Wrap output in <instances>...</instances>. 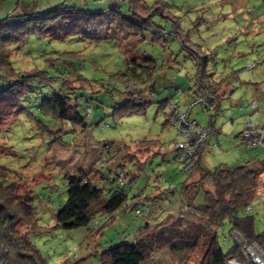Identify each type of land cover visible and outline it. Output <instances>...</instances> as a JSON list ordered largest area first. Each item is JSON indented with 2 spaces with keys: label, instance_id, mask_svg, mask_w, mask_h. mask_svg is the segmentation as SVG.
Segmentation results:
<instances>
[{
  "label": "clouds",
  "instance_id": "clouds-1",
  "mask_svg": "<svg viewBox=\"0 0 264 264\" xmlns=\"http://www.w3.org/2000/svg\"><path fill=\"white\" fill-rule=\"evenodd\" d=\"M60 2L61 0H52L51 4H46L43 0H7L0 5V19L9 13L14 16L23 11H41ZM175 2L177 7L169 9L167 14L174 20L179 18L180 37L163 52L164 57L171 56L173 61H179L172 64L171 70L168 63H162L155 65L152 71L138 72L139 79L133 78L131 72L121 75L128 71L124 62L132 54L129 49L134 45L140 49L146 48L148 41L138 44L139 36L128 35L126 31L119 29H116V35L108 42L102 40L99 45H85L92 50H100L103 53L101 56H107L106 59L100 60L99 65L94 66L89 62L85 69L78 71L72 68L62 72L48 69L51 73L55 72L59 78L56 87H59L64 79L74 80L77 75L95 78L104 84L109 104L125 99L153 101L147 106L146 112L122 118L120 124L124 131L117 130L112 135L123 137L128 143L151 147L149 156L159 151L161 156L155 157L156 161L167 154L168 160L172 162L159 165L152 163L145 173L140 174L139 180L129 184L128 181L132 179L130 176L122 182L121 186L127 185L126 196L113 192L110 194L112 199L107 203H100L91 214L84 210L80 218L87 221L85 227L92 229L87 239L78 237L73 242L65 239L66 233L63 231L57 229L53 232L56 222L51 219L52 213L46 214L44 211L33 217L32 222L25 228L13 233L15 239L26 237L31 241V254H38V259L47 260V264H68L73 253L78 257L95 254L94 258L86 260L84 264H104L105 251L111 256L114 250H119L120 255L112 260V264H208L209 256L219 242L221 233L227 235L230 228L240 227L242 223H248L255 228L257 219H264V147L255 152H248L243 146L237 147L227 142H213L212 145L202 148L192 144L186 147L178 160H173L178 147L189 145V137L180 134L181 125L177 117L172 115V108L178 103L180 112H185L186 99L195 97L192 92L178 95L162 110L159 103L162 97L169 96V91L161 87L169 80L183 79L193 86V92L195 91L200 71L199 60L196 57L185 59L188 54L182 50L183 45H187L200 56H215L217 61H227L230 57L228 67L231 71L251 65L254 61H264V0ZM147 3L151 5L154 0H147ZM124 11L127 12L128 9L125 8ZM150 13L151 9L144 12L143 16L148 17ZM160 23L164 21L161 20ZM168 27L172 28V24L169 23ZM31 39L35 40L36 37ZM65 45L71 47L66 42ZM17 47L19 45L12 44L8 48L13 52L9 61L16 69L18 62L14 57L18 54L14 50ZM28 47L44 50L51 47V44L49 39L45 38L39 43L26 46L23 50L27 51ZM83 51L84 49L77 48L76 55ZM148 51L152 49L149 48ZM159 51L157 46V52ZM241 53H246L247 56L241 59ZM59 59L63 62L65 56H59ZM207 71L216 73L212 80L207 81L210 84L229 77L228 71L221 75L212 64L208 65ZM260 73H264V67L255 74L243 72L241 75L248 80L264 81V75ZM160 77L166 79L160 80ZM153 85L156 86V91H153ZM96 86L99 87L100 84ZM76 87L79 88V85ZM48 91L50 89H47ZM69 95L75 96L74 93ZM95 105L98 111H111L99 99L95 101ZM196 110L199 111L198 108ZM33 112L54 130L76 126L66 118L61 120L45 116L35 107ZM21 120H24L23 116ZM34 126V123L25 121L24 128L17 131L21 136L32 138L36 136V131L29 129ZM202 127H207L206 120ZM9 135L11 137V134ZM69 138L76 140L75 135ZM9 142L16 144L17 139L10 138ZM33 142L34 146L42 143L40 139H34L31 143ZM20 147L24 148V145ZM145 159L146 157H141V161ZM135 163L134 161L129 164L125 171L136 172ZM166 165L179 166V173L186 177L183 185L175 183V174H172L171 178L169 175H161L157 179L160 174L158 169ZM55 171L58 174L57 180L62 179L60 169L56 168ZM145 177L149 178L145 180ZM194 182L195 190L185 193V185H192ZM84 183L85 181H81V187ZM165 185H168L167 189ZM64 187L65 185H61L62 191ZM13 195L14 189L5 184V187L0 189V203ZM118 196L120 202L113 206ZM129 196L134 198L129 199ZM62 199L68 201L69 197L63 196ZM15 203L18 204L19 201ZM70 206V203L66 204L63 210L66 211ZM74 223H79V219ZM51 235H56L58 239L52 241ZM0 264H5V261L0 260Z\"/></svg>",
  "mask_w": 264,
  "mask_h": 264
},
{
  "label": "rangeland",
  "instance_id": "rangeland-1",
  "mask_svg": "<svg viewBox=\"0 0 264 264\" xmlns=\"http://www.w3.org/2000/svg\"><path fill=\"white\" fill-rule=\"evenodd\" d=\"M165 1L168 5L167 7L165 5L166 13L169 9L177 7V3L175 2V0ZM6 2L7 0H0V5H3ZM17 2H19V0H17ZM43 3L51 4L52 0H43ZM62 3H66L67 5L75 6L86 11H106L110 7L117 5L123 12H125L124 9H128L129 6L128 2L124 0H61L60 3H56L51 7L44 8L41 11H23L17 14L43 13ZM6 16H4L2 19H4ZM161 20L164 21V23H160ZM155 21L166 29V33H164L163 40L161 42L153 41L152 33L148 30H144L143 32L120 30L126 31L128 35L139 36L140 39L137 42L138 44L143 43L145 40L148 41V45L146 48L140 49L135 45L130 48L129 52H131L132 54L128 56V59L131 60V58L135 55H150L157 64L168 63L169 69L171 70L172 64L179 63V61H173L171 56L164 57L163 52L167 50L168 45L174 43L178 38L172 32L174 29V21L172 18L163 19L159 14L156 15ZM169 23L172 24V28L168 27ZM110 29L112 30L111 33L109 32ZM101 34L102 36H104L101 39L88 38L81 34H73L63 38H51L50 36L39 35L36 33L30 34L26 37L24 42L12 43L19 45V47L14 50L15 53L18 54L16 57H14V59L18 62L17 69L30 70L32 68H39L46 71L48 74L54 75L55 72L51 73L48 69H54L55 71L62 72V70L67 71L69 68H72L78 71L80 69H85L89 62H91L94 66L99 65L100 60L106 59L107 56H101L103 55V53L100 50H92L91 48L85 47V45H99L102 40L105 42L110 41L116 35V28L113 26L102 28ZM33 36L36 37L35 40L31 39V37ZM45 38H48L49 44H51V47H49L48 49L41 50L38 48L28 47L27 51L23 50L26 46L34 43H39ZM65 42L71 45V47L69 48L67 45H65ZM157 46L160 50L159 52H157ZM77 48L84 49V51L81 54L76 55ZM149 48L152 49V51H148ZM182 50L188 54L185 56V59L192 57V55L186 48L183 47ZM94 55L98 57H92ZM59 56H65V60L61 62ZM246 56V53H241V59L245 58ZM128 59L124 62L128 71L121 73V75H127L128 72H131L133 78L139 79L138 72L146 70L138 67L136 69L137 74H135L132 65L131 67H129L132 61H129ZM230 62V57L227 61H217L215 56H209L208 65L212 64V66L216 68V70L219 71L221 75H223V72L225 71L229 72L228 79L226 77L228 86L224 84L223 87L232 88L231 95L230 93H226V91L222 92V94L220 93L221 96H223V99L221 100V108L223 109V113L218 115L214 113V126L218 130V132L212 133L213 129L210 126L201 103H197L192 106L189 116L192 119H196L199 126H202L205 120L207 121V127L209 126L210 131L208 130L209 132H206L205 136H207V134L208 136L204 147L212 145L213 142H227L229 144H235L237 147L243 146L244 149L248 152H255L263 146L259 145L255 148H248L243 145V143L237 136V134L243 129V120L245 121L249 117V114L253 111L251 104L253 102L254 96H256L255 93L252 92L250 85L244 84V81H247L248 79H245L241 75V73H257L259 69L264 67V61H254L252 63L253 66L244 65L242 68H237L235 71H231L229 69L228 64H230ZM72 74L75 75V72H73ZM215 74L216 73L214 72V75ZM260 74L264 75V73ZM159 79L165 80L166 77H160ZM74 80H76L74 83L75 86L79 85V88L77 87L74 92H71L75 94L74 97L72 95H68L73 97V101H76V99L78 98L79 111L88 122L87 126L76 125L71 129H65L63 127L62 131L59 134L60 139L55 141L52 140L53 138L51 137L52 135L50 132H43L37 126L35 118L38 117L31 116L27 111H24L22 113L15 112L5 118L2 117L0 119V183L8 184L11 178V181H21L26 184V187L27 185L28 187H32L34 192L36 193L35 199L32 200L35 214L37 215L41 211H44L46 214L52 213L51 219L55 222L56 219L54 213L64 204L65 200H63L62 197L67 196V179L65 175L67 173L86 174L88 172H91L95 169L96 165L99 164L101 159L105 158V155L107 153H114L116 148L119 149L120 144L127 143L128 145L132 146V143H128L123 137L113 136L112 133L117 132V130L124 131V127L120 124V120L122 118L132 114L144 113L146 112L147 106H150L153 103V101L149 100L150 103H148L143 110H134V112L132 113L120 115L118 113V106L123 105L124 102L128 99L116 101L113 104H109L106 99L107 90L105 89L104 84H101L100 81L96 80L95 78H85L79 75H77ZM257 81L260 82L259 90L261 94L258 98V101L261 103L260 111H254V113L250 115L249 119H251V121L254 123H264V81ZM97 84H100V86L97 87ZM161 87L169 91V96L167 98L178 97V95H183L185 93L191 92V88H193V86H191L183 79L169 80L167 84L161 85ZM37 88L38 90H35ZM47 89H50V91L47 92ZM178 89H182L183 92H180ZM31 92L32 94H30ZM51 93L52 90L50 87L40 84V82L35 80L33 81V85L29 90H25L24 92H22V103L25 107H27L29 111H31V113L34 114L33 107L38 110V104L40 103L41 99L44 96H49ZM167 98L162 97L161 101H159L161 110L165 107L164 105H162V101ZM97 99L106 104V106L111 109V111H98V108L95 105V101ZM193 100L194 99L192 97H188L186 99L185 103L187 104V107L191 102H193ZM236 101H239L240 103L232 104V102ZM88 107L90 110H88ZM197 108L199 109V111L196 110ZM174 113L177 112L174 111ZM22 116L24 117V120H21ZM25 121L34 123V128L29 130L36 131L35 137L29 138L28 136H21L17 131V129L22 130L24 128ZM170 122L171 121H169V123ZM173 126L175 127V125ZM224 129L228 130L226 132H223L222 130ZM259 129L260 131L259 133H257V137L261 136V140H264V127L261 126ZM250 131L251 129L249 128V132ZM9 134H11V137ZM73 135L76 136L75 141L69 138ZM247 137H251V135L243 137V140H249V138ZM10 138H16L17 143H10ZM34 139H40L42 143L40 145L34 146V142L31 143V141ZM104 142L112 143L111 149L110 147H108V144H103ZM202 143L203 142H201L198 147L201 148ZM20 145H24V148H21ZM41 148H43V151H41ZM182 148L183 147L180 146L176 150H179V152H183ZM131 150L134 153L142 154L141 150L137 149L136 147H131ZM124 155L125 154H121L119 158H122V156ZM157 156H161L159 151H156L154 155H151V157L148 158L147 162L138 171L139 174L145 173L147 169L151 167L152 163H156L157 165H159L161 163L172 162L168 160L167 154L163 155L161 157V160L158 159L156 161L155 157ZM176 156H174L172 159L177 160ZM113 166V163L104 165L101 168L102 174L112 178L114 173L110 172V169ZM56 168H59L60 172L62 173L63 178L60 180H57L58 174L55 171ZM158 170L160 174L157 175V179H159L161 175H169V178H171V175L175 174V183L177 185H183L186 180V177L182 175V173H179L178 165H166L164 167H160ZM148 178L149 177H145V180H147ZM139 179L140 175L135 178L134 181ZM61 185H65L63 191L61 190ZM167 187L168 185H165V189H167ZM149 191H151V189ZM171 194L173 195L174 193ZM49 205H55L56 207L50 208ZM41 218L43 219V217ZM255 227L257 233L263 231L264 219H257ZM23 228L25 227L22 226V229ZM57 229L66 233V240H70L73 242H75L78 237L87 239L88 234L92 231L91 228L85 226L72 229H64L57 225H55V228L52 231L55 232ZM235 236L237 239L236 242H239L238 244L240 245V252L242 250L247 251L249 254L251 253V256L261 254V252L259 253V250L264 252L263 246H261L257 242H248L240 231L236 230ZM51 239L52 241H56L58 237L56 235H51ZM63 242L64 241H60V243ZM234 242V230L232 228L228 230L227 235L221 233L219 243L225 252L229 250ZM94 255L95 254H90L89 256L78 257L76 253H73L68 264H84L86 260L94 258ZM242 256L244 257V255ZM230 259H234V257H231ZM235 261L236 260H234V262ZM209 263L210 260L208 259V264Z\"/></svg>",
  "mask_w": 264,
  "mask_h": 264
},
{
  "label": "trees",
  "instance_id": "trees-1",
  "mask_svg": "<svg viewBox=\"0 0 264 264\" xmlns=\"http://www.w3.org/2000/svg\"><path fill=\"white\" fill-rule=\"evenodd\" d=\"M124 1H127L129 4L126 13L117 5L110 7L106 11H86L62 3L43 13L16 14L14 16L9 14L4 19L0 20V119L12 113H22L24 111H27L31 116L35 117V115L23 105L21 94L25 90H29L33 85V81L36 80L40 82V84L50 87L52 90V93L49 96H44L38 104L40 113L45 116H50L53 119H69L74 125L87 126L88 122L79 111L78 98L76 101H73V97L68 95L76 90L77 87L74 84L76 80L64 79L59 87H56L55 85L59 79L56 73L54 75L48 74L46 71L39 68H32L30 70L16 69L13 67L12 62L9 61V57L13 55V52H10L8 48L14 42H24L28 35L34 33L47 35L51 38H63L73 34H81L88 38L101 39L104 37L101 34V29L112 26H115V28L119 30H131L136 32L148 30L152 33L153 41L161 42L164 33H166V29L158 24L155 18L156 15L159 14L163 19H173V17L168 15L165 11V5L166 7L168 6L167 2L165 0H154V3L150 5L147 3V0ZM149 9H151L150 15L144 17L143 13L149 11ZM178 20L179 18L173 19L174 29L172 32L179 38L180 32L178 29L180 28V24ZM183 47L190 52L192 57H196L199 60L198 67L200 69L195 91L193 92V88H191V92L195 99L187 107L188 117L196 121V119H192L189 115L192 106L201 103L210 126L213 129L212 133H217L218 130L214 126V116L215 114L218 115L223 113V109L221 108L223 96H221L222 92H220L221 94L219 93L218 87L224 84L227 85L228 81L225 77L214 84L207 83V81L212 80L215 76L214 72L209 73L207 71L209 56H200L198 53L188 48L187 45H183ZM129 61H132V63L129 62V67L132 65L135 74H137L136 69L138 67L146 71H152L155 65H157L156 61L150 55L145 54L141 56L135 55ZM35 90H38V88ZM178 90L183 92L182 89ZM153 91H156L155 85L153 86ZM32 92L30 94H32ZM171 99L172 98H167L163 100L162 105L166 106ZM148 103H150L148 99H128L123 105L118 106V113L123 115L132 113L134 110L140 111L143 110ZM177 105L179 106L178 103ZM251 107L253 108L252 104ZM258 109L260 111V107ZM258 109L253 108V110L257 111ZM88 110H90L89 107ZM172 115L175 116L173 110ZM249 118L250 114L245 126L247 122L251 121ZM35 119L40 130L51 133L52 140L57 141L60 139L59 134L63 127L54 130L48 126L43 119ZM196 123L198 124L197 121ZM252 123L260 126L264 125L262 122ZM204 128H209V126ZM243 129L237 136L244 146L248 148H255L259 145L264 147V140L259 144L248 146L246 142L239 137ZM207 136L201 148L205 146L204 144L207 141ZM103 144H108L110 149L112 147V143L110 142H104ZM131 147H136L141 150L142 154L132 152ZM176 151V158L178 160L182 152H179V150ZM150 152H152L151 147H142L133 143L132 146H130L127 143H122L119 145V149L116 148L114 153H107L105 158H102L91 172L86 174L67 173L65 175L67 179L66 192L69 199L55 211L54 216L56 225L64 229L85 226L87 221L80 218L84 210H87L88 213L91 214L100 203H107L111 200L112 196L110 194L113 192L126 196V185L121 186L122 182L128 180L131 176L132 179L128 181V183L131 184L135 178L140 175L138 171L147 162L148 158L151 157L148 155ZM155 153L156 152L152 153V155ZM121 154L125 155L119 158ZM141 157H146V159L141 161ZM134 161L136 162L135 167H138L137 171H125V169H128L129 164H133ZM110 163L114 165L110 169V172L114 173L112 178L102 174L101 171L104 165ZM81 181H85L82 187ZM7 185L9 188L14 189L15 195L10 196L6 201L0 203V260H4L5 264H47L46 260L38 259V254H31V241L26 237H21L19 239L13 237V233L20 231L22 226L25 227L30 224L33 217L36 216L32 205V200L35 199L36 193L32 187H28L27 185V188L25 186L26 184L21 181H11ZM4 187L5 184L0 183V189ZM195 187L196 182L192 185H185V193L195 190ZM173 195H175V193ZM182 195H184V193H182ZM133 198L134 197L129 196V199ZM15 201H19V203L17 204ZM119 202L120 196L117 197L113 206H116ZM68 203H70L71 206L64 211L63 209ZM56 213L60 214L57 215ZM77 219H79V223H74ZM232 229L234 230V244L225 252L218 242L216 246L213 247L212 253L209 256V264H230L229 259L231 257L244 258L242 256L243 253L241 254L239 249V242H236V230L240 231L248 242H257L264 248V230L257 233L256 227L253 228L248 223H242L240 227H232ZM5 249L9 250L5 251ZM220 249H222V251ZM119 255V250H114L111 256L105 251L104 264H112V260L119 257Z\"/></svg>",
  "mask_w": 264,
  "mask_h": 264
},
{
  "label": "built area",
  "instance_id": "built-area-1",
  "mask_svg": "<svg viewBox=\"0 0 264 264\" xmlns=\"http://www.w3.org/2000/svg\"><path fill=\"white\" fill-rule=\"evenodd\" d=\"M259 101L255 100L252 102V106L254 109L258 108ZM175 112V116L177 117V121L180 123V134L181 135H186L189 137V145L187 146H181L183 147V152H185L186 147H190L192 144L197 145V147L200 145L201 142H203L206 138V132H209V128H204L200 127L195 120H191L188 117V110L185 112H180L179 106L175 104L172 108ZM264 127V125H261ZM260 125L253 124L251 121L247 122V125L243 129V131L239 134L241 139L245 136H250L247 137L249 140H244L248 146H252L253 144H259L263 140H261V136L257 137V133L260 131ZM249 128L251 129V134L249 132ZM200 129V130H198ZM209 130V131H208ZM208 135V134H207ZM236 234V231H235ZM257 249V247H256ZM244 255V258H235L234 259H229L230 264H264V252L259 250V253L261 254H256L255 256H251V253L249 254L247 251H241ZM246 255V256H245ZM246 257V258H245ZM234 260H236L234 262Z\"/></svg>",
  "mask_w": 264,
  "mask_h": 264
},
{
  "label": "crops",
  "instance_id": "crops-1",
  "mask_svg": "<svg viewBox=\"0 0 264 264\" xmlns=\"http://www.w3.org/2000/svg\"><path fill=\"white\" fill-rule=\"evenodd\" d=\"M250 66H253V64H251ZM244 84H249V85H250V88L252 89V92L255 93L256 96H254L253 101L256 100V99H258V98L260 97V94H261V93H260V90H259L260 82H258L257 80H247V81H244ZM227 86H228V84H227ZM218 88H219V89H218L219 93H220V92H224V91H226V93H230V95H231V93H232V88H230V87L219 86ZM230 90H231V91H230ZM238 103H240V102H239V101L232 102V104H238ZM260 105H261V103L259 104V107H260ZM252 109H253V108H252ZM254 111H257V110H253V111L250 113V115L253 114ZM258 112H259V109H258ZM230 115H233V114H230ZM247 119H248V118H247ZM247 119H246L245 121L243 120L242 128L245 126V123H246ZM239 140H240V139H239ZM240 141H241V140H240ZM241 142H242V141H241Z\"/></svg>",
  "mask_w": 264,
  "mask_h": 264
}]
</instances>
